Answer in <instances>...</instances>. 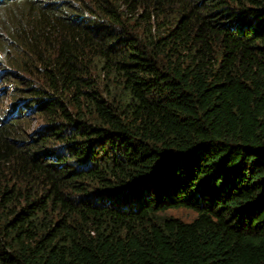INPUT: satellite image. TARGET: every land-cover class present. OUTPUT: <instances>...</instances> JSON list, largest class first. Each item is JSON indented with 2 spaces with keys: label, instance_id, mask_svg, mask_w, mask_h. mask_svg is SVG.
Masks as SVG:
<instances>
[{
  "label": "trees",
  "instance_id": "16d2710c",
  "mask_svg": "<svg viewBox=\"0 0 264 264\" xmlns=\"http://www.w3.org/2000/svg\"><path fill=\"white\" fill-rule=\"evenodd\" d=\"M0 7V264H264V0Z\"/></svg>",
  "mask_w": 264,
  "mask_h": 264
},
{
  "label": "rangeland",
  "instance_id": "374dc122",
  "mask_svg": "<svg viewBox=\"0 0 264 264\" xmlns=\"http://www.w3.org/2000/svg\"><path fill=\"white\" fill-rule=\"evenodd\" d=\"M1 7H0V15L6 11V8L3 9ZM4 26H6V22L0 19V39H3L4 37L2 34V28H4ZM1 47L3 48V45L0 42V50ZM14 57L15 55H13V58ZM11 70L13 69H11L7 60L3 58V55L0 52V73H2L3 71H11ZM13 86H14V82L9 78L0 79V115L4 114L10 107L11 99L9 97V93L11 92ZM169 214L181 218L184 221H191L192 219L195 218V213L186 209L171 210Z\"/></svg>",
  "mask_w": 264,
  "mask_h": 264
}]
</instances>
